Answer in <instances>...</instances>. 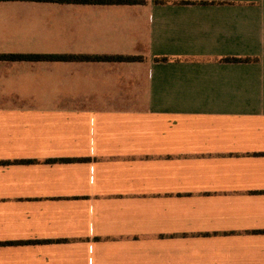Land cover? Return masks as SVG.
I'll return each mask as SVG.
<instances>
[{"label": "crops", "instance_id": "obj_1", "mask_svg": "<svg viewBox=\"0 0 264 264\" xmlns=\"http://www.w3.org/2000/svg\"><path fill=\"white\" fill-rule=\"evenodd\" d=\"M8 53L91 58H0V264H264V0H0Z\"/></svg>", "mask_w": 264, "mask_h": 264}, {"label": "trees", "instance_id": "obj_2", "mask_svg": "<svg viewBox=\"0 0 264 264\" xmlns=\"http://www.w3.org/2000/svg\"><path fill=\"white\" fill-rule=\"evenodd\" d=\"M61 2H79V3H135L140 0H55ZM0 58L3 59H43V58H62V59H74V58H91L89 56H76V55H58V54H0ZM96 58H106V59H133L132 56H103ZM240 60L241 58H233ZM248 59V58H247ZM63 160H71L70 158Z\"/></svg>", "mask_w": 264, "mask_h": 264}]
</instances>
